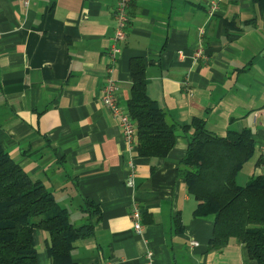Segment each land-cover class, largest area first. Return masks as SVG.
<instances>
[{
  "label": "crops",
  "instance_id": "1",
  "mask_svg": "<svg viewBox=\"0 0 264 264\" xmlns=\"http://www.w3.org/2000/svg\"><path fill=\"white\" fill-rule=\"evenodd\" d=\"M115 4L0 0L1 147L53 193L72 223L88 216L86 199L98 206L93 235L72 243L78 264H257L235 240L208 250L213 219L193 215L197 203L177 174L192 128L178 130L165 157L126 150L100 99ZM127 12L114 71L121 105L130 97L129 63L141 59L147 95L177 125L198 118L219 136L251 131L254 154L238 185L264 176V4L130 0ZM199 43L206 57L195 59ZM132 203L142 211L140 233ZM33 239L38 264H50L47 232L35 229Z\"/></svg>",
  "mask_w": 264,
  "mask_h": 264
},
{
  "label": "trees",
  "instance_id": "2",
  "mask_svg": "<svg viewBox=\"0 0 264 264\" xmlns=\"http://www.w3.org/2000/svg\"><path fill=\"white\" fill-rule=\"evenodd\" d=\"M255 1L262 8L264 0ZM144 68L141 59L129 63L127 107L137 127V156L165 157L178 130L192 128L177 174L197 203L193 215L213 219L208 250H221L235 240L245 246L250 259L264 264V176H251L245 185L235 180L254 154L251 131L227 130L219 136L198 118L188 126L177 125L147 95ZM84 205L85 221L72 223L69 211L57 203L53 193L32 179L0 145V264H38L35 229L48 234L50 264H78L71 255L72 243L91 237L99 218L95 203L86 199ZM174 225L179 231V217Z\"/></svg>",
  "mask_w": 264,
  "mask_h": 264
},
{
  "label": "built area",
  "instance_id": "3",
  "mask_svg": "<svg viewBox=\"0 0 264 264\" xmlns=\"http://www.w3.org/2000/svg\"><path fill=\"white\" fill-rule=\"evenodd\" d=\"M130 0H116L114 7V18L116 24L112 34L111 45L107 49V63L105 65L104 71V82L101 90V103L108 110L109 114L117 121L126 150L129 152L136 151L137 146V127L132 115L126 105H121L118 98V86L117 81L114 76L115 64L118 58V55L121 51L120 44L125 39L126 33L128 30V6ZM24 3L27 4L28 0H24ZM216 4H213L210 7V12L215 10ZM199 34L201 35L203 29L200 28ZM194 58L201 59L205 58L203 49L201 48L200 43L194 51ZM127 184L133 185V178L130 177L127 180ZM130 216L133 221V229L135 232L140 233L143 229L142 224V211L140 206L137 203H132ZM192 244H196L193 242ZM152 253H147V258H151Z\"/></svg>",
  "mask_w": 264,
  "mask_h": 264
},
{
  "label": "rangeland",
  "instance_id": "4",
  "mask_svg": "<svg viewBox=\"0 0 264 264\" xmlns=\"http://www.w3.org/2000/svg\"><path fill=\"white\" fill-rule=\"evenodd\" d=\"M238 181V180H237ZM73 222V221H72ZM74 224H80V223H74Z\"/></svg>",
  "mask_w": 264,
  "mask_h": 264
}]
</instances>
